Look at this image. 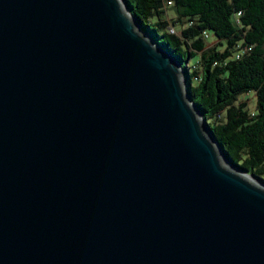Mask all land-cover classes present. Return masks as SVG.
Instances as JSON below:
<instances>
[{"label":"water","instance_id":"1","mask_svg":"<svg viewBox=\"0 0 264 264\" xmlns=\"http://www.w3.org/2000/svg\"><path fill=\"white\" fill-rule=\"evenodd\" d=\"M0 264H264V181L125 0H0Z\"/></svg>","mask_w":264,"mask_h":264},{"label":"trees","instance_id":"2","mask_svg":"<svg viewBox=\"0 0 264 264\" xmlns=\"http://www.w3.org/2000/svg\"><path fill=\"white\" fill-rule=\"evenodd\" d=\"M125 2L185 65L188 92L229 160L264 181V0ZM250 91L254 111L237 103Z\"/></svg>","mask_w":264,"mask_h":264},{"label":"rangeland","instance_id":"3","mask_svg":"<svg viewBox=\"0 0 264 264\" xmlns=\"http://www.w3.org/2000/svg\"><path fill=\"white\" fill-rule=\"evenodd\" d=\"M170 13H172V9H170ZM212 42H214V40ZM193 60L194 59H191V61ZM256 99L257 97L254 91L245 92L239 96L237 103L243 101L246 103V106L249 108L250 111H254L256 110ZM223 119H224V113L221 114L219 120H223Z\"/></svg>","mask_w":264,"mask_h":264},{"label":"built area","instance_id":"4","mask_svg":"<svg viewBox=\"0 0 264 264\" xmlns=\"http://www.w3.org/2000/svg\"><path fill=\"white\" fill-rule=\"evenodd\" d=\"M172 30H173V28H172Z\"/></svg>","mask_w":264,"mask_h":264}]
</instances>
